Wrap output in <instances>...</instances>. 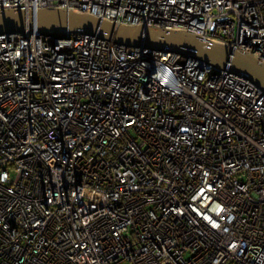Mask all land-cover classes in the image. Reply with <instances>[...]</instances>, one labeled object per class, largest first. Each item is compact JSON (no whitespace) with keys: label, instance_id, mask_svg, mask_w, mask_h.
<instances>
[{"label":"built area","instance_id":"obj_1","mask_svg":"<svg viewBox=\"0 0 264 264\" xmlns=\"http://www.w3.org/2000/svg\"><path fill=\"white\" fill-rule=\"evenodd\" d=\"M180 30L264 63V0H0ZM0 264H264V91L97 35L0 34Z\"/></svg>","mask_w":264,"mask_h":264},{"label":"water","instance_id":"obj_2","mask_svg":"<svg viewBox=\"0 0 264 264\" xmlns=\"http://www.w3.org/2000/svg\"><path fill=\"white\" fill-rule=\"evenodd\" d=\"M26 29L59 35H97L126 46L172 51L207 66L247 76L264 91V63L256 56L235 51L229 45L207 41L185 31L116 26L111 21L100 20L88 13L65 9L43 8L26 12L23 9L0 8V34H23Z\"/></svg>","mask_w":264,"mask_h":264}]
</instances>
